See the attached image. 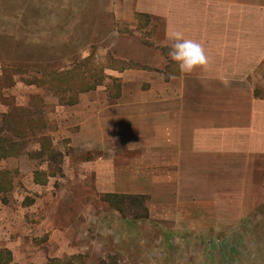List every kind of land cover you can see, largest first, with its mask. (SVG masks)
<instances>
[{
  "label": "crops",
  "instance_id": "crops-1",
  "mask_svg": "<svg viewBox=\"0 0 264 264\" xmlns=\"http://www.w3.org/2000/svg\"><path fill=\"white\" fill-rule=\"evenodd\" d=\"M111 8L143 28L151 55L146 66L113 68L121 81L113 91H82L56 114L51 138L70 150L64 170L93 177L85 187L101 195H146L145 225L228 233L264 206V0H112ZM173 31L199 42L207 64L181 73L168 55Z\"/></svg>",
  "mask_w": 264,
  "mask_h": 264
},
{
  "label": "rangeland",
  "instance_id": "rangeland-1",
  "mask_svg": "<svg viewBox=\"0 0 264 264\" xmlns=\"http://www.w3.org/2000/svg\"><path fill=\"white\" fill-rule=\"evenodd\" d=\"M111 7L112 0H0V133L23 142L19 154L0 158V264L8 250L9 264H264V209L227 225L228 233L186 234L145 225L132 199L114 204L85 187L93 177L64 170L70 150L51 138L56 114L69 106L63 96L79 95L83 78L113 91L121 84L113 68L146 66L151 55L143 28L117 21ZM89 212L106 220L98 225Z\"/></svg>",
  "mask_w": 264,
  "mask_h": 264
},
{
  "label": "trees",
  "instance_id": "trees-1",
  "mask_svg": "<svg viewBox=\"0 0 264 264\" xmlns=\"http://www.w3.org/2000/svg\"><path fill=\"white\" fill-rule=\"evenodd\" d=\"M123 68H126V67H123ZM79 84L82 86V87H80L79 90H80V92H82V91H88V90H91L93 88H96L97 85H98V82L93 81V82H89V83H87V85H85V78H83V80ZM73 86H75V85L70 86L67 90L73 89ZM77 98H78V95L77 96L74 95L73 97H70L69 99H66V97L63 96L61 104H63V105H71V104L77 102ZM38 119L40 121L39 122V124H40L39 128H40V130H42L45 127L44 124H46V123L43 122V119L41 117L40 112L38 113ZM31 127H32V124L29 126V128H31ZM18 128L19 127H12L11 130H13V132L15 131L17 133V135L19 136L20 135V131H19ZM45 139H48V137H46ZM49 139H50V137H49ZM22 143H23L22 141L19 142V141L11 140V138L4 137L0 133V158L6 157V156H9V155H17V154H19L20 153V150H21ZM41 146H43V148H45V149H48L49 148V146H47L46 142L45 143L43 142L41 144ZM104 197H105L106 200L111 201L114 204L116 202L118 204H122V202L124 201V199L130 198V199L133 200V202L135 204H137L139 207H141L143 209V212H144V213H142V215L136 216V217L145 218V217L148 216V208L146 206V201H147V196L146 195L105 193L104 194ZM260 209L263 210L264 209V206L261 207ZM260 209H258V210L260 211ZM6 253H7V259L4 261V263L5 264H9V262L12 261V255L9 252V250ZM3 256H5L4 255V251H0V258H3Z\"/></svg>",
  "mask_w": 264,
  "mask_h": 264
},
{
  "label": "clouds",
  "instance_id": "clouds-1",
  "mask_svg": "<svg viewBox=\"0 0 264 264\" xmlns=\"http://www.w3.org/2000/svg\"><path fill=\"white\" fill-rule=\"evenodd\" d=\"M169 39L173 43L168 55L181 73L191 74L198 67L207 64L205 50L199 42L185 38L181 31H173Z\"/></svg>",
  "mask_w": 264,
  "mask_h": 264
}]
</instances>
